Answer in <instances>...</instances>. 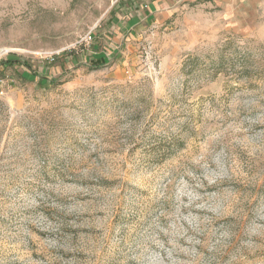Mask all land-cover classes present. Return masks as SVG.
Masks as SVG:
<instances>
[{
  "label": "rangeland",
  "instance_id": "rangeland-1",
  "mask_svg": "<svg viewBox=\"0 0 264 264\" xmlns=\"http://www.w3.org/2000/svg\"><path fill=\"white\" fill-rule=\"evenodd\" d=\"M119 1L0 0V264H264V0Z\"/></svg>",
  "mask_w": 264,
  "mask_h": 264
},
{
  "label": "crops",
  "instance_id": "crops-1",
  "mask_svg": "<svg viewBox=\"0 0 264 264\" xmlns=\"http://www.w3.org/2000/svg\"><path fill=\"white\" fill-rule=\"evenodd\" d=\"M181 1L182 0H121L115 4L113 10L110 12L109 18L104 22V26L101 30L98 31L95 39L99 38L101 41V35H103L107 41L111 39L113 43L109 46L113 49L118 48V44L122 42L132 41L136 38L140 39L147 35L152 27H156V25L162 22L163 15H167L166 12L169 9L171 10L172 5H176ZM216 1L221 2L222 0ZM95 41L94 45L97 47L98 42L97 40ZM103 47L106 48V46ZM95 54H98V52H95ZM102 56L104 55L102 54ZM98 57L93 56L90 60Z\"/></svg>",
  "mask_w": 264,
  "mask_h": 264
},
{
  "label": "trees",
  "instance_id": "trees-1",
  "mask_svg": "<svg viewBox=\"0 0 264 264\" xmlns=\"http://www.w3.org/2000/svg\"><path fill=\"white\" fill-rule=\"evenodd\" d=\"M8 61H13V60H8ZM106 64H107V61H106L105 57L104 56H100L98 58H94V59L91 60L90 67L92 69H100L103 66H105Z\"/></svg>",
  "mask_w": 264,
  "mask_h": 264
}]
</instances>
